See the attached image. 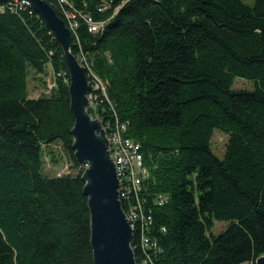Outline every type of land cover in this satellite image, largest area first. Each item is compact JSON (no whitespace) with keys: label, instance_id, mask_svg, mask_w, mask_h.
<instances>
[{"label":"trees","instance_id":"16d2710c","mask_svg":"<svg viewBox=\"0 0 264 264\" xmlns=\"http://www.w3.org/2000/svg\"><path fill=\"white\" fill-rule=\"evenodd\" d=\"M96 1L69 0L90 12ZM76 34L104 85L106 99L92 100L100 121L126 124L140 147L160 251L152 264L264 257V0H126L101 32L78 21ZM46 69L68 78L50 31L28 6L0 4V264H93L68 84L54 78L45 95L27 97L29 73ZM235 78L251 89H231ZM213 130L226 136L221 158L210 150ZM53 144L74 174L42 172ZM159 195L165 203L152 204ZM214 221L226 223L215 235Z\"/></svg>","mask_w":264,"mask_h":264},{"label":"water","instance_id":"95a60500","mask_svg":"<svg viewBox=\"0 0 264 264\" xmlns=\"http://www.w3.org/2000/svg\"><path fill=\"white\" fill-rule=\"evenodd\" d=\"M12 0H0L4 5ZM24 1L50 31L60 48L68 77V109L72 116V159L83 169L81 194L88 212L89 246L93 264H136L131 249L132 230L118 199V181L107 151L101 121L89 115L93 92L85 69L70 52L71 36L61 19L42 0ZM255 264H264L259 257Z\"/></svg>","mask_w":264,"mask_h":264},{"label":"built area","instance_id":"2783aa9c","mask_svg":"<svg viewBox=\"0 0 264 264\" xmlns=\"http://www.w3.org/2000/svg\"><path fill=\"white\" fill-rule=\"evenodd\" d=\"M123 0L117 6L113 7L109 0H97L93 12L73 7L69 0H53L54 5L58 8V17L70 33L71 39L77 48L76 60L85 69L87 80L94 81L91 88L93 92L88 96L90 101L96 99L97 94L106 99L104 94L103 83L91 72L92 59L83 54L79 46L76 29L78 21L85 26L86 32L95 35L101 32L105 25L115 16L120 6L125 2ZM5 6L16 9L27 6L24 1L12 0ZM84 8V9H83ZM103 16V18L95 19ZM107 57V55H105ZM52 80L48 87L54 86V78H60L64 84H68L63 74L57 73L51 75ZM96 83V84H95ZM107 140V151L113 164L116 178L118 181V199L125 219L132 230L133 240L131 249H138L141 256L136 264H152V259L160 251L156 241L149 235L151 225V210L148 204V195L144 191L142 181L146 179L147 172L143 167L142 155L139 144L125 136L126 124L119 123L115 118L101 122ZM164 196H156L152 204L161 206L165 203ZM162 231V229H161ZM250 264V263H243ZM255 264V263H254Z\"/></svg>","mask_w":264,"mask_h":264},{"label":"rangeland","instance_id":"374dc122","mask_svg":"<svg viewBox=\"0 0 264 264\" xmlns=\"http://www.w3.org/2000/svg\"><path fill=\"white\" fill-rule=\"evenodd\" d=\"M243 3L250 5L252 0H241ZM87 79V78H86ZM97 79V77H96ZM89 81V80H88ZM94 86V81L91 78L89 81ZM51 83L49 69H46L45 75L34 76L29 73L26 79V92L28 98H36L39 95H45L48 87ZM96 84V83H95ZM231 89L250 90L251 84L242 79L235 78L233 80ZM90 102V100H89ZM89 115L98 117V112L94 102H90ZM226 142V136L217 130H213L210 138V150L216 158H221L223 154L224 145ZM42 172L48 177H56L65 174H74V171L70 169V162L66 153L60 148L58 144H53L48 150L42 154ZM226 227L225 222H213L211 233L213 235L218 234Z\"/></svg>","mask_w":264,"mask_h":264},{"label":"bare ground","instance_id":"6f19581e","mask_svg":"<svg viewBox=\"0 0 264 264\" xmlns=\"http://www.w3.org/2000/svg\"><path fill=\"white\" fill-rule=\"evenodd\" d=\"M90 102H92V101H90Z\"/></svg>","mask_w":264,"mask_h":264}]
</instances>
